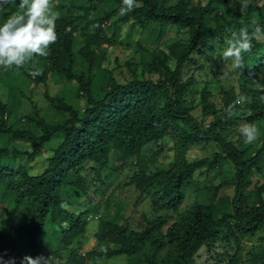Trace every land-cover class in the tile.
<instances>
[{"label":"trees","instance_id":"16d2710c","mask_svg":"<svg viewBox=\"0 0 264 264\" xmlns=\"http://www.w3.org/2000/svg\"><path fill=\"white\" fill-rule=\"evenodd\" d=\"M76 1L59 4L61 10L55 22L57 39L49 46L46 57H35L28 62L25 72L35 84L45 83L49 72L77 83L84 98L83 111L64 98L51 97L45 92L51 107L67 117L47 123L32 103L34 115L25 114V121L37 133L14 128L8 120L12 106L0 98V134L28 145L19 150L0 143V213L9 211L13 217L11 224L0 231V261L21 264L25 256H43L49 264H89V260L94 264L97 259L128 255L143 257L139 264H197L195 256L199 250L224 230V237L233 240L235 246L228 264H236L242 251L241 240L264 225V177L259 184L251 182L253 170L264 165V79L259 77L264 73V18L236 21V32L247 29L251 41V48L242 53V60L248 56L251 60L245 67L236 68L239 93L232 89L224 91L222 110H217L210 101L207 87L201 90L202 118L212 117L205 126L191 115L194 106H188L184 99L195 79L191 76L183 81L182 74L187 63H195L194 55H208L207 49L214 48L213 39L230 24L212 28L208 15L216 5H229L233 0H208L204 6H189L188 0H175L172 4L166 0H135L134 8L122 15L121 23L152 22L184 31L168 48V54L155 56L151 63L143 64L142 70L127 62L129 76L125 82L110 79L100 97L92 92V70L98 61V51L106 42L101 26L111 16L120 14L122 0H84L88 5L81 6ZM257 1L247 0L246 17L253 11L264 14V2L257 5ZM101 5L106 7L100 16L87 20V14ZM213 18L218 22L217 14ZM83 22L84 30L91 29V32L82 34L84 45L74 52V30ZM168 58L173 67L165 63ZM41 59L46 61L43 71L37 67ZM33 71L40 74L33 76ZM145 72L158 73V80L147 79ZM17 92L23 94V90ZM240 95L246 96L247 102L229 112V106ZM237 122H246L258 130L259 147L251 156L217 132L223 125ZM54 136H60L61 141L43 170L33 174L36 157ZM167 136L179 143L182 153L203 145H213L214 150L209 156L190 161L178 156L165 170L150 163L140 164L127 183L138 190V200L151 195L153 210H176L184 200L187 182L204 168L212 170L223 160H228L233 169L234 195L209 204L193 203L171 222L165 216L145 220L140 231L103 221L96 232L98 245L106 243L100 251L91 250L85 255L71 252L66 257L58 249L42 251L39 238L48 222L54 230H59L62 247L86 233V223L79 217L80 213L65 208L61 194L65 188L75 187L87 197L82 176L87 162L97 166L94 174L100 179L99 171L107 168L112 150L120 155V160L139 156ZM223 185L210 186L208 191L214 197ZM16 255L20 258L15 260ZM250 264H264V255L253 257Z\"/></svg>","mask_w":264,"mask_h":264},{"label":"rangeland","instance_id":"374dc122","mask_svg":"<svg viewBox=\"0 0 264 264\" xmlns=\"http://www.w3.org/2000/svg\"><path fill=\"white\" fill-rule=\"evenodd\" d=\"M73 0H51L52 9L58 15L60 12L59 4ZM169 4L175 0H166ZM208 0H188L189 6L207 4ZM264 0H258L257 5L263 4ZM18 0H0V23H2L11 13L19 11ZM75 4L88 5L84 0H78ZM100 9L91 10L87 14V20L98 18L105 8L101 5ZM247 7V0H233L229 5H216L211 15H208V23L212 28L224 23H230L214 39L212 50L207 49L206 54H196L193 56L195 63H187L184 67L182 80L185 81L193 76L195 84L189 87L184 99L187 105L194 106L191 115L206 126L212 119L211 116L203 119L200 101V92L207 87L211 93L210 101L217 110L223 109L222 98L226 90H234L239 93V84L237 82V70L233 66L232 58L223 56V51L227 47V41L232 32H236L237 23L244 21H261L264 14L260 11H253L249 17L244 15ZM66 12V9L63 10ZM218 15V22L213 15ZM122 14L111 16L101 26L102 33L106 42L102 44L98 51V61L93 67V85L92 92L95 97L103 94V88L108 86L110 79H115L118 83H124L127 79L128 71L126 63L131 67L142 70L143 64L151 63L155 56L168 54V48L178 40L184 29L180 30L172 25H158L148 22L144 25H133L131 21L121 23ZM85 22L79 24L74 30L73 50L77 52L84 45L83 33H90L91 29L84 30ZM212 51V52H211ZM210 54V55H209ZM247 57V56H246ZM248 56L242 60L241 67H245L251 60ZM253 60V59H252ZM165 63L170 67L174 66L171 59H166ZM46 61H38V70L45 69ZM26 63L22 67H0V98L12 106V115L8 118L9 123L14 128H25L33 132L38 130L25 121L26 115H34L33 103L37 108V113L47 123H55L67 117V114L57 111L51 107L44 94L51 97H62L66 102L73 105L79 111H83L85 104L82 92L77 83L56 75L53 72L48 73L45 83L35 84L32 79L26 76ZM80 68L82 66L78 62ZM147 79L158 80V73L145 72ZM260 79H264V73L259 74ZM23 90V94L17 92ZM244 125H250L246 122H237L223 125L217 130L227 141H230L240 150H245L248 156H251L259 147L260 139L252 143H245L239 129ZM61 141L60 136H54L45 144L41 153L36 157L31 172L39 173L46 165V161L53 155L54 149ZM257 142V143H256ZM0 143L6 147L22 150L28 145L25 141L11 139L7 135L0 134ZM256 143V144H253ZM214 150L213 145H203L187 150L182 153L179 143L172 136L165 137L159 144L147 148L139 156L120 160V155L112 150L110 160L106 169L99 171L100 179L95 178L94 171L97 170L92 162L86 163V168L82 176L86 185L87 197L75 187H67L62 191V198L65 202V208L79 214V217L86 223V233L74 239L67 247H62L60 243L59 230H54L48 222L45 232L39 238L41 249L48 253L53 249H58L63 257L71 252L85 255L91 250H102L106 243L98 245L96 232L101 222L109 221L111 223L121 224L131 230L140 231L144 226L145 220L152 221L158 216H165L171 222L177 216L193 203L209 204L222 198H231L234 195L233 169L228 160H223L212 170L204 168L201 174L194 176L186 184L185 197L183 202L176 210L155 211L151 207V195H145L138 200V190L128 185L129 178L138 169L142 163H150L159 169L165 170L178 156L190 161L209 156ZM264 177V165L260 169L253 170L251 182L259 184ZM73 179V177L71 178ZM224 183L220 186L213 197V192L208 191V187ZM264 195V194H263ZM12 214L9 211L0 213V231L5 230L12 222ZM166 226L163 227V231ZM241 255L236 264H250L253 257L264 255V225L254 234L241 240ZM235 246L233 240L224 237V230L218 237L204 245L196 254L197 264H228V257L234 253ZM16 255L14 259H19ZM143 257H131L121 255L109 259H97L94 264H139ZM92 263L91 260L88 261Z\"/></svg>","mask_w":264,"mask_h":264},{"label":"clouds","instance_id":"9594fccd","mask_svg":"<svg viewBox=\"0 0 264 264\" xmlns=\"http://www.w3.org/2000/svg\"><path fill=\"white\" fill-rule=\"evenodd\" d=\"M135 6V0H122L120 13L126 14ZM19 11L11 13L0 23V67H22L35 57H46L51 44L57 35L55 31L57 14L53 11L51 0H18ZM260 29L257 28V32ZM251 41L247 29L239 33L232 32L227 41L223 56L232 58L233 66L239 68L242 63V53L249 51ZM33 76L40 74L33 71ZM247 102L244 95L238 96L229 106L228 111L236 105ZM245 143H252L257 139L258 130L253 125H244L239 129ZM0 264H15L14 261H0ZM21 264H49L48 258L23 257Z\"/></svg>","mask_w":264,"mask_h":264}]
</instances>
